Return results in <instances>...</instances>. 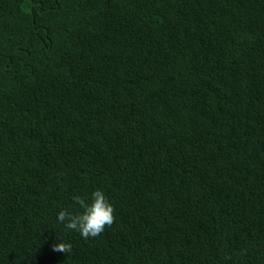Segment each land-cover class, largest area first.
<instances>
[{
  "label": "trees",
  "instance_id": "trees-1",
  "mask_svg": "<svg viewBox=\"0 0 264 264\" xmlns=\"http://www.w3.org/2000/svg\"><path fill=\"white\" fill-rule=\"evenodd\" d=\"M0 264H264V0H0Z\"/></svg>",
  "mask_w": 264,
  "mask_h": 264
},
{
  "label": "clouds",
  "instance_id": "clouds-1",
  "mask_svg": "<svg viewBox=\"0 0 264 264\" xmlns=\"http://www.w3.org/2000/svg\"><path fill=\"white\" fill-rule=\"evenodd\" d=\"M72 200L74 205L79 206V210L61 209L56 217L58 223L63 224L67 230L78 232L84 239L95 238L114 223L115 209L101 189L93 190L88 197L74 195ZM71 250L70 243H56L52 246L54 252L65 254Z\"/></svg>",
  "mask_w": 264,
  "mask_h": 264
}]
</instances>
